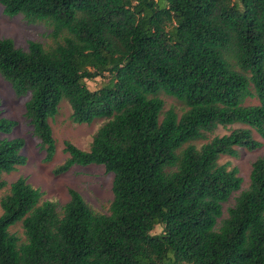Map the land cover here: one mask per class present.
I'll return each instance as SVG.
<instances>
[{"label":"trees","instance_id":"trees-1","mask_svg":"<svg viewBox=\"0 0 264 264\" xmlns=\"http://www.w3.org/2000/svg\"><path fill=\"white\" fill-rule=\"evenodd\" d=\"M6 17L48 21L52 44L0 37V77L43 151L64 99L69 119H102L73 165L112 175L108 213L73 189L59 204L24 178L0 196V264H264V157L248 185L221 156L264 140V0H0ZM106 75L90 90L85 80ZM182 105L163 109L159 94ZM247 99L256 103L247 104ZM15 121L0 112L1 174L25 163ZM235 125L236 127L228 128ZM220 126L221 135L209 134ZM197 141H201L196 145ZM238 191L222 217L223 205ZM20 224L24 241L8 228ZM161 231L152 234L154 226Z\"/></svg>","mask_w":264,"mask_h":264},{"label":"rangeland","instance_id":"rangeland-1","mask_svg":"<svg viewBox=\"0 0 264 264\" xmlns=\"http://www.w3.org/2000/svg\"><path fill=\"white\" fill-rule=\"evenodd\" d=\"M52 26L48 21H26L21 15L6 17L1 13L0 7V37L11 38L14 45L21 49L26 48V42L33 40L39 42L44 48L52 44ZM106 75L97 76L85 80L88 89H97L104 81ZM164 105L163 109L174 107L177 111L181 110L182 105L175 99L159 94ZM27 96L17 97L10 87V84L0 77V112L6 118L14 120L16 123L9 133L1 135L7 139L19 137L23 140L21 153L25 156V163L16 167L14 171L1 174V179L6 185L0 189V196L8 190V184L21 177L34 188L43 192V199L56 201L59 204L69 199L68 189H73L79 193L83 200L96 212L107 214L108 206L112 198L111 179L112 175L104 171L102 165L87 164L73 165L68 170L58 175L52 174V169L62 164L66 158L63 153V141H68L77 148L87 150L91 137L97 127L102 123V119H93L89 123H74L69 119L70 107L66 100L59 102L57 114L49 120L52 137L54 140V154L49 162H43V151L39 149L38 140L32 135L31 127L22 117L24 111V101ZM247 104L256 103L255 99H247ZM236 127L235 125L228 128ZM227 132L217 126L210 134L221 135ZM253 137L262 142V146L254 151H246L243 148L237 149L236 157L221 156L219 163L228 161L236 166L238 175L241 177L242 190L248 185V173L250 163L258 156L264 157V140L255 132ZM201 143L197 141L196 145ZM238 191L232 193L228 201L223 205L222 217L226 216V208L231 206ZM1 213V210H0ZM161 226L156 225L151 230L152 234L159 233ZM8 232L15 234L19 242L24 241L22 229L19 223L8 228Z\"/></svg>","mask_w":264,"mask_h":264}]
</instances>
